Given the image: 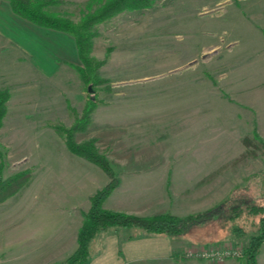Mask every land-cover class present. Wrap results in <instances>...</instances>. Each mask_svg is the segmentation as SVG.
I'll return each mask as SVG.
<instances>
[{
  "label": "rangeland",
  "instance_id": "374dc122",
  "mask_svg": "<svg viewBox=\"0 0 264 264\" xmlns=\"http://www.w3.org/2000/svg\"><path fill=\"white\" fill-rule=\"evenodd\" d=\"M104 1L63 0L48 9L77 22ZM96 27L90 54L102 64L93 84L74 67L79 60L71 35L36 26L0 0V89L9 92L0 175L31 170L27 184L0 203L1 264L18 253L26 232L39 236L41 252H51L49 234L53 238V227L60 226L59 237L69 246L89 196L107 183L108 176L71 153L54 129L56 123L70 127L88 97L96 104L75 139H94L114 168L118 184L104 208L149 198L141 206L142 212L151 209L145 214L158 208L178 215L214 212L217 204L229 213L230 202L263 198L264 152L196 182L239 155L243 135L256 132L264 139V0H156ZM130 172L148 174L147 184L122 194L121 179ZM241 207L233 220L216 216L192 225L190 239H170L172 245H185L182 257L191 248L238 249L219 259L185 256L187 264H246L242 248L256 220ZM232 222L244 233L233 235ZM101 234L90 239L89 252ZM255 258L264 264V242Z\"/></svg>",
  "mask_w": 264,
  "mask_h": 264
},
{
  "label": "trees",
  "instance_id": "16d2710c",
  "mask_svg": "<svg viewBox=\"0 0 264 264\" xmlns=\"http://www.w3.org/2000/svg\"><path fill=\"white\" fill-rule=\"evenodd\" d=\"M4 1L7 2L10 10L20 18L36 26L63 31L71 35L79 60V64L74 65V67L85 83L91 82L95 84L99 81L97 74L102 64V60L90 54L93 38L97 35V24L123 11L141 10L150 7L156 0H105L95 9L85 13L77 22L56 15L48 9L49 6L59 4L63 0ZM8 98L9 92L7 89H0V127L7 112L6 101ZM95 104L96 99L88 97L87 104L81 116L77 117L70 127L64 128L62 125L58 127V123L54 124L55 131L63 139L71 153L94 163L108 176L107 183L96 189L89 196L88 208L82 212V220L77 228L76 245L60 261V264H87L89 259V241L101 231L116 230L120 227L127 229L139 228L148 234H164L174 243L175 239L183 240L184 238L182 236H188V230L192 225L204 224L216 216H225L224 221L228 218L230 220L237 218L242 204L246 208L247 215H250L251 219L256 220L254 222V230L247 236L246 244L242 248V255L244 256L246 264H256V254L264 242V190L260 192L261 196H263L262 200L256 201L252 199L250 201L248 200L250 198L245 199V196L241 198V201H235L233 204L230 202L227 206L229 213L228 211L224 212L220 204L213 205L214 208H217L214 212L208 209L186 215H178L164 208H158L145 215L130 214L119 210L104 208V200L118 184V178L115 175L114 168L107 157L97 150L94 139L80 142L75 139V133L86 128L90 122V112ZM241 142L244 145V149L239 155L210 171L198 180L196 185L213 179L227 166L236 168L264 152V139L256 132L243 135ZM30 177L31 170L28 167L6 176L0 175V203L24 187ZM227 199L229 198L222 199V203L228 201ZM242 229V226L235 222H232L229 227V231L233 235L244 233Z\"/></svg>",
  "mask_w": 264,
  "mask_h": 264
},
{
  "label": "crops",
  "instance_id": "0c3cea01",
  "mask_svg": "<svg viewBox=\"0 0 264 264\" xmlns=\"http://www.w3.org/2000/svg\"><path fill=\"white\" fill-rule=\"evenodd\" d=\"M147 177H149L148 174L136 172L124 175V178L121 179L123 186L120 184L121 182L119 183V186H122V194L128 192L127 194L131 195L135 189V185L141 184L144 186L147 184L145 180ZM119 186H117V189ZM127 188L129 190L125 191ZM136 199L131 200L132 206H128V208H126L127 206L122 207V205L118 208H111L109 206L106 208L141 215L151 210L144 209V212H142L141 209V206L149 205V201H151L149 198ZM59 227H53V238L50 237L51 232L49 238L46 237L54 245V249L51 252L48 248L47 251L41 252V249L38 248L39 236L36 235L34 237L31 235L32 232H26L27 235L29 234V237L25 235L18 253H12L1 258L2 264L4 262H7L6 264H60V261L75 247L76 244L74 245L73 238L75 237L76 243V233L73 232L71 243L68 246V244H64L66 240L59 237ZM35 228L36 226L33 225L32 231ZM182 238H184V241H187L189 237L182 236ZM32 245L36 247L32 248ZM66 246L68 247L66 248ZM95 246L94 251H91V249L89 252L87 264H187L189 262L185 256H181L185 245L174 246L168 236L164 234H148L139 228L127 229L120 227L116 230L104 231L98 242H95Z\"/></svg>",
  "mask_w": 264,
  "mask_h": 264
},
{
  "label": "built area",
  "instance_id": "2783aa9c",
  "mask_svg": "<svg viewBox=\"0 0 264 264\" xmlns=\"http://www.w3.org/2000/svg\"><path fill=\"white\" fill-rule=\"evenodd\" d=\"M235 252H238V249H231L229 247H219L217 245L210 248H202L199 251H196V249L194 248L186 249L184 251V254L187 257L199 254L204 258L219 259V258H223L226 255H229L230 253H235Z\"/></svg>",
  "mask_w": 264,
  "mask_h": 264
}]
</instances>
